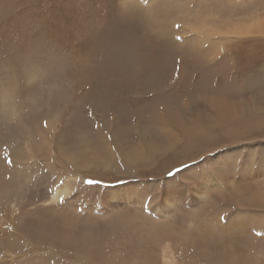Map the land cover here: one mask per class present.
<instances>
[{
  "label": "rangeland",
  "instance_id": "obj_1",
  "mask_svg": "<svg viewBox=\"0 0 264 264\" xmlns=\"http://www.w3.org/2000/svg\"><path fill=\"white\" fill-rule=\"evenodd\" d=\"M128 23L140 25L138 42L102 68L118 43L107 24L116 34ZM163 49L168 59L155 55ZM223 58L234 89L260 79L227 96L242 102L235 109L200 98L186 111L201 71L186 82L179 69ZM140 66L172 70L153 93L182 99L184 119L137 141V125H117L89 94L105 73L124 83ZM212 75L201 83L220 88ZM114 92L128 109L151 97ZM254 98L264 100V0H0V264H264V113ZM122 128L132 144L119 152L108 133ZM171 133L178 142L160 152Z\"/></svg>",
  "mask_w": 264,
  "mask_h": 264
},
{
  "label": "bare ground",
  "instance_id": "obj_2",
  "mask_svg": "<svg viewBox=\"0 0 264 264\" xmlns=\"http://www.w3.org/2000/svg\"><path fill=\"white\" fill-rule=\"evenodd\" d=\"M110 25V32L111 34L116 38V40L118 41L117 44H112L109 47V51H104L103 54V59L101 61H99V65L102 66V68H108V64L111 61V59L114 56V53L117 50H122V49H126L123 48L124 46L130 44L132 41H137L136 40V35L132 33L134 26L139 27V24H133V23H128L125 24L123 26V29L120 33H116L113 34V32L116 30V27H113V24H107V26ZM97 36H100L97 34ZM138 42V41H137ZM142 44V42L140 43ZM168 44V43H167ZM83 45V44H82ZM160 46V45H159ZM167 48V47H166ZM167 51V50H166ZM170 52V50H169ZM155 55L156 56H166V58L168 59L169 57L167 56L168 54L161 50H156L155 51ZM174 56V55H173ZM172 57V56H171ZM118 58V56L116 57ZM162 58V57H161ZM165 58V60H167ZM225 59L224 61L221 60L219 63H215L212 67L209 66H205L202 64H189L188 66H185L181 69H179V73L178 76H182V78L185 76V80L187 82V79H191V76L194 75V73L197 74V77H199V72H200V80L198 82H194V86L193 88H191V93L189 95L190 100L187 102V106H186V111L189 110L191 105H197L199 107V102H200V98H204L202 100H206L209 101V103H212L214 105H224V106H232V109H235L236 106L234 107V105H239L240 103H242L241 101L238 102L237 99L235 100H228L227 96L228 95H232L234 97H237L240 92L244 91L246 92V90H251L250 89V82L249 80H251V82L253 81H257L260 78L258 76H260L261 74H258L255 76L254 80L253 78H239L238 81L233 80L236 82V85H239L237 89H234L233 84L230 82V84L227 83V80L229 79L228 76L230 75V69H233L232 66H230L229 61L227 60V58H223ZM58 60V58H57ZM164 60V59H163ZM60 61V60H59ZM162 61V60H161ZM232 61V60H231ZM125 59L122 60L120 63H124ZM164 62V61H163ZM56 63V62H55ZM168 63V62H167ZM141 64V63H140ZM146 64V63H145ZM139 65V64H138ZM148 65V64H147ZM198 65V66H197ZM166 66V65H165ZM173 66L170 67V69ZM158 69H152L151 67H142L140 66L138 69L134 70L132 72L131 78H129L128 81L121 83L119 81H110L108 80V78L106 77V73H105V77H99L98 78V84L94 85L95 88V92L92 94H89L90 97H93V99L96 102H100L101 104H103L105 112H107L108 115H110L111 117H113V121L114 123H116L117 125L121 122H125L127 124V126H131L133 125H137L138 128L140 129V132L137 133V141L140 140L139 137H141L142 139L145 137H150L152 139L153 136H155L158 132L163 131V129L165 128V133H169L168 131V127H175L178 124L182 125L183 123V119L184 116L182 117L183 112L181 111L180 108V102H177V98L178 96L173 98V101H171L173 104H171L169 102V100H167L168 98H160V95L157 96L155 95L153 92L154 90L159 87V85H161L159 87V92L162 91L163 89V79L160 76V73L164 74V82H167V79L170 76V73L172 70H170V72H168V74L164 71H157ZM209 72L213 73V77L215 78L220 77V79H217V82L220 81V88H217L216 85H214L213 89H206L208 86H204V84L201 83V76L205 75L207 76V74ZM131 74V71L129 69V67H126L124 69V73H123V78L127 77ZM56 76V75H55ZM172 77V76H171ZM174 77V76H173ZM177 78V77H176ZM195 78V76H194ZM174 79V78H173ZM183 80V79H182ZM248 81V82H247ZM190 82H193L192 80ZM222 82H224L222 84ZM208 84V83H207ZM250 84V86H249ZM263 84V83H262ZM190 84L187 83V86H189ZM170 86V85H169ZM235 86V85H234ZM124 88L127 92L132 93V96L135 94H140L145 96L146 94H150L151 97L148 100L146 97V100L142 101V103H138L140 104L139 106L144 105L141 108H134L137 104H135V106L131 109L126 108V105L123 104L122 100L118 97V95L114 92L117 88ZM176 88V86L172 87V89L174 90ZM257 88V87H256ZM171 89V90H172ZM164 91V90H163ZM162 91V92H163ZM170 91V90H169ZM184 93V89L181 90ZM206 91H210V92H206ZM91 92V91H90ZM128 93V94H129ZM167 93V92H166ZM145 94V95H144ZM171 94V93H170ZM185 94V93H184ZM124 95V94H123ZM165 95V94H164ZM263 95V94H262ZM167 96V95H165ZM203 96V97H202ZM261 96V95H260ZM110 98L114 99V102H109ZM140 98L142 99V96H140ZM171 99V98H170ZM263 99V97H262ZM259 99L256 100L255 98L253 100H250L249 103H256L260 106V110L264 113V100ZM161 100L163 101V103L161 102ZM201 100V101H202ZM125 101V100H124ZM136 102V101H135ZM204 102V101H202ZM160 103H162L161 105H163L162 107L164 108L163 111L160 114H155L152 115L151 117H149L148 120H145V114H148L149 111H155ZM253 103V104H254ZM165 104V105H164ZM207 104V103H206ZM205 104V105H206ZM160 105V106H161ZM204 105V104H203ZM255 105V104H254ZM138 106V105H137ZM173 106V107H172ZM209 106V105H208ZM253 106V105H252ZM97 107V106H96ZM175 111L173 112V108H175ZM207 107V106H206ZM94 108V107H93ZM197 108V107H196ZM246 108V106H245ZM159 109V108H158ZM184 109V110H185ZM99 110V109H98ZM102 110V112H103ZM206 110V109H205ZM249 111V110H248ZM224 112V111H223ZM239 112V111H238ZM243 112V110L241 111ZM232 113V112H231ZM244 113V112H243ZM191 117L189 118V120H191L193 118V113L190 112ZM209 114V113H208ZM227 114V113H226ZM233 114V113H232ZM113 115V116H112ZM188 115V114H187ZM204 115V114H203ZM241 115V114H240ZM233 115H231L232 117ZM242 116V115H241ZM245 116V115H244ZM237 117V116H236ZM239 117V116H238ZM246 117V116H245ZM147 118V117H146ZM201 118V117H200ZM208 119V118H206ZM213 119V118H212ZM247 119V118H246ZM202 120V118H201ZM219 120V118L217 119ZM262 120V119H261ZM211 121V119H210ZM204 122V121H203ZM214 122V121H213ZM216 122V121H215ZM198 123V122H197ZM196 123V124H197ZM262 123V122H261ZM115 124V125H116ZM193 124V123H192ZM201 124V123H200ZM217 124V123H216ZM264 124V123H263ZM116 125V127H117ZM190 125V124H189ZM164 126V127H163ZM220 126V124H219ZM193 127V126H191ZM221 127V126H220ZM111 128V127H110ZM118 128H120L118 126ZM183 128V127H182ZM186 128V127H185ZM218 128V127H217ZM224 128V125H223ZM221 128V130L223 129ZM117 129V128H116ZM180 129V128H179ZM201 129V128H200ZM114 130V129H112ZM121 130V129H120ZM119 130V133H121V135H118L117 133L114 135L110 134V140L109 141H113L112 144L115 146V148L119 151L122 147V145H131L132 143L129 141V138H126L123 133L125 132V129L122 128L121 132ZM157 130V131H156ZM182 130V129H181ZM184 130V129H183ZM190 130V129H189ZM211 130V129H207ZM186 131V130H185ZM204 132V130H201ZM199 132V128H195L193 130H191V132H186L187 134V139L190 140H196L198 138H201V136H199L198 134ZM202 132V133H203ZM200 133V132H199ZM206 133V132H205ZM210 134V132H208ZM171 135V137H168V142L166 144V149H164L163 151H160L162 153H164L166 150L167 151H172L173 146L178 142L179 139H175L173 136V133L169 134ZM120 139H118V137ZM203 137V136H202ZM209 137V135H208ZM131 139V138H130ZM208 139V138H207ZM206 140V139H205ZM170 141V142H169ZM191 142V141H190ZM107 143V142H106ZM97 144V145H96ZM95 145L98 147V142L95 143ZM111 145V144H110ZM139 145V144H137ZM99 148V147H98ZM103 149H105V147H103ZM152 149V148H151ZM148 149V153H151L154 151V149ZM115 150V149H114ZM145 150V149H144ZM116 151V150H115ZM109 152V151H108ZM113 152V151H111ZM120 152V151H119ZM118 152V153H119ZM140 152V151H139ZM113 154V153H112ZM121 154V153H120ZM124 154V153H123ZM133 155H140L141 158H143V154L141 153H135ZM150 155V154H149ZM99 156V155H98ZM97 156V157H98ZM113 156V155H112ZM115 156V155H114ZM116 157V156H115ZM95 158V157H94ZM93 158V159H94ZM104 160V159H103ZM100 161V160H99ZM128 161V160H127ZM102 162V161H101ZM145 162V161H144ZM131 167V166H130ZM168 196V195H167ZM167 196H164L163 198V202L162 204L166 207V199Z\"/></svg>",
  "mask_w": 264,
  "mask_h": 264
},
{
  "label": "snow or ice",
  "instance_id": "obj_3",
  "mask_svg": "<svg viewBox=\"0 0 264 264\" xmlns=\"http://www.w3.org/2000/svg\"><path fill=\"white\" fill-rule=\"evenodd\" d=\"M88 183H92V181H89Z\"/></svg>",
  "mask_w": 264,
  "mask_h": 264
}]
</instances>
